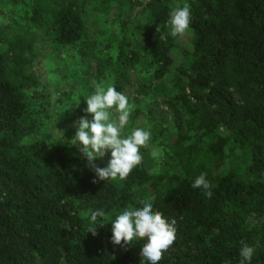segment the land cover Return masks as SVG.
Wrapping results in <instances>:
<instances>
[{
  "label": "trees",
  "instance_id": "obj_1",
  "mask_svg": "<svg viewBox=\"0 0 264 264\" xmlns=\"http://www.w3.org/2000/svg\"><path fill=\"white\" fill-rule=\"evenodd\" d=\"M95 1L21 0L20 16L0 23V264H141L144 241L114 245L110 224L142 201L176 221L160 264H240L244 245L264 264V0H150L138 12L118 2L122 41L103 78L123 93L142 67V90L163 93L175 130L150 121L167 149L160 172L143 153L124 180L107 181L68 138L55 140L59 105L37 70L38 27L49 21L56 50H80ZM172 5L190 8L187 46L170 34ZM201 173L211 198L192 187Z\"/></svg>",
  "mask_w": 264,
  "mask_h": 264
},
{
  "label": "rangeland",
  "instance_id": "obj_2",
  "mask_svg": "<svg viewBox=\"0 0 264 264\" xmlns=\"http://www.w3.org/2000/svg\"><path fill=\"white\" fill-rule=\"evenodd\" d=\"M12 1L14 4H12ZM112 1L105 10L108 12L105 18H101L99 15L104 0H96L91 4L94 16L86 25L84 43L80 50L75 48L56 50L50 42L49 21L46 20L42 27H38L41 35L40 52L43 56L37 70L42 78L43 85L50 93L52 102H57L59 105L51 128L55 140L68 138L72 141L76 131L73 125L85 115L84 110L87 104L84 100L95 91L96 84H102L105 87L113 86L110 79L103 78L104 73H102L103 66L101 69V64L106 58L115 60L118 54L122 34L118 23H115L118 15L117 6L118 2L128 0ZM132 1L137 3L136 11L138 12L150 0ZM22 7L21 0H16V2L15 0H4V6L0 7V23H7L11 18L17 19L21 14ZM177 7L172 5L173 10ZM131 26L135 25L131 24ZM188 40L189 37L186 32L180 36V43L183 46H187ZM144 65H146V62H144ZM148 77L149 74L142 67L135 69L131 73L130 87L123 91L132 105L129 124L125 132L130 133L135 127H145L150 130L152 119L173 132L175 130L173 116L164 105L163 93L153 90L156 85H153L149 92L142 90V87L145 86V79ZM88 118L91 119V116L89 115ZM74 146L83 154L79 146ZM153 148L158 150V157L151 155ZM143 153L146 156V160H143L150 167L151 173L157 174L160 172L168 156L167 149L162 141H153L151 136L148 147L141 148V154ZM109 159L110 153L100 159L99 162H108ZM231 164L238 168L241 165L240 157L234 156Z\"/></svg>",
  "mask_w": 264,
  "mask_h": 264
},
{
  "label": "clouds",
  "instance_id": "obj_3",
  "mask_svg": "<svg viewBox=\"0 0 264 264\" xmlns=\"http://www.w3.org/2000/svg\"><path fill=\"white\" fill-rule=\"evenodd\" d=\"M191 23V11L188 6L177 7L169 14L167 25L173 37L182 36ZM159 31V29H157ZM84 102L85 115L75 124V136L71 143L80 147L88 165L92 167L101 181L124 180L137 167L143 157L141 148H147L151 138L150 130L135 127L130 133L125 129L129 124L132 105L128 97L109 85H95V91ZM91 116V119L88 116ZM110 153L106 166L98 167L95 162ZM151 155L158 157L153 148ZM193 189L203 188L211 198L210 182L206 174L201 173L192 183ZM142 206L125 209L111 222V243L117 246L134 244L143 240L141 264H160L164 253L176 239V221L169 220L153 203L142 201ZM103 211L93 212L91 220L102 217ZM95 233V232H93ZM255 249L244 245L239 250L240 264H252Z\"/></svg>",
  "mask_w": 264,
  "mask_h": 264
}]
</instances>
